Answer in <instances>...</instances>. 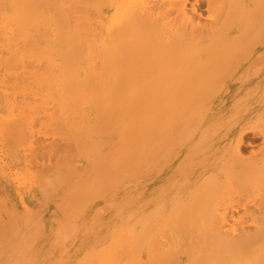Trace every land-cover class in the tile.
I'll return each instance as SVG.
<instances>
[{
	"label": "bare ground",
	"instance_id": "6f19581e",
	"mask_svg": "<svg viewBox=\"0 0 264 264\" xmlns=\"http://www.w3.org/2000/svg\"><path fill=\"white\" fill-rule=\"evenodd\" d=\"M0 1H1L0 4L5 6V7L0 6L1 8L0 9V40L2 41V43L0 41L1 44L0 62L2 63L3 62L2 60H4L3 68L4 71L5 70L7 71L6 74L10 73L8 75H11L13 70L17 67L18 64L24 66L25 71L26 68L28 70L29 65L33 63L32 61L29 62L30 60H33L34 63L35 61H38L36 63L38 65L40 60L41 62L44 60V65H46L44 66L45 67L44 70L42 69L43 67L40 68L41 64L39 65V67L37 65L36 66L32 65V67L33 66L35 67V68L33 67V69L40 68L38 70L36 69L34 73L32 67H29L32 69V73L31 72L27 73L28 71L24 72L22 70V66L18 65L17 69L22 70V71L19 70L20 73L17 76V79L19 78V80H21L19 82L20 85L19 83H16L17 80L16 81L14 80L15 82L12 83L14 85H12L11 87L14 88L17 85L16 89H18V86L19 88L20 87L22 88L21 90L18 89V92L15 91L16 90L15 88L14 90H12L14 93L17 92V94L19 95L18 97L22 98L21 99L22 101L19 102L20 98L16 97L14 94L12 95L15 96L16 99L18 98L17 102H19L18 104L20 108H22V111L21 113L18 112L19 106H18V110L15 109L16 108L15 101L11 102V100L13 99H11L10 102H8L9 100L8 101L6 100L8 103H12V104L14 103L12 105L14 106L13 110L15 109L14 111L18 113L14 112L15 114L14 115L12 111L13 116L11 117L10 111L12 110V108H10L11 110H9V114H6L7 120L5 122L1 121L2 124L0 129L2 130V132L0 133L3 134V136H5L3 138L2 136H0L2 139L8 141L10 140L11 142L9 141V143H11V145L17 144V146L20 148L19 143H16L15 142L16 139H14L17 138V135L14 136V134L17 133L19 138L23 128H26L23 129L25 130L24 132L26 135L28 134L26 133L28 131L29 134L30 133L32 134L34 130L37 131L39 127V126L37 127V125H33V127L36 126L37 129L34 127L33 131L32 129L29 130L31 128L32 123L27 121L28 119L26 117L30 115L28 114L29 111L26 110L27 108H30V110L32 109L31 111L34 110L33 113L34 114L37 113L36 114L38 115L37 117H39V114L43 113L42 116L44 117L41 118L43 120H40L39 124L40 125L43 124L44 128L46 127L45 126L46 124L49 127L53 125L54 127H57L59 120L61 121L64 114H67L66 117L64 118L65 119L70 118L72 120L66 119V122L64 123L63 126L62 122L65 121L63 118V121H61L62 125L60 126L63 127L62 132L64 131V127L66 129L69 128V131H71L70 125H72V123H75L77 125V123L81 121V119L77 118V116L81 115V113L83 114V110L85 109L88 110L87 108L88 105H92L90 99L88 98L89 96H93L90 93H93V91H95V94L93 93L94 96H96V93L99 94L100 96L110 95L108 99L107 96H105L104 104L103 102L101 103L102 100L101 101L97 100V98L93 96L94 100L96 99L95 101L97 102L100 101L101 103V104L96 103L97 107L99 105L101 106V108H96L94 103L93 106L95 107L93 108L95 109V111L96 110L99 111V109H101L99 111L101 113L99 112L98 113L100 115L104 114L100 116L98 115L97 112H95L96 113L95 115H98V117L100 116L101 118L103 117L104 119V117L110 114L108 117L109 121L107 126L111 125V123L114 124L115 122L117 125L114 124L115 125L114 130H116V128L120 127L119 125L121 121H122L121 123L124 124L123 120L125 118L123 119L122 116L125 117L126 115H128L127 110L129 111L130 109V112H132L134 111L133 110L134 108H136L138 111L137 113H136V109L134 111V115H136L137 119L136 117L134 118L133 115H130L131 113H129L130 116L128 115V117L131 119L132 118L131 116H133V119H135L137 124L134 123L135 121L133 122L132 120H130L131 122L130 121L128 122L129 119L128 120L125 119L126 120V121L124 120L125 122L130 123L128 125L127 123L125 124L127 128L128 127L130 128L131 127L130 125L133 122L132 126H134V124L136 126H134V128H131L132 131L133 129L134 131L135 130L138 131V129L140 128L138 127V124L140 122L138 123L137 121L141 117L144 119L143 116H145L146 118L145 121L148 122V120L149 121L151 120L150 125H152L151 127L148 125L150 129L148 126H146L148 127V130L151 131V135H149L151 141L150 151L148 150V153L150 152L151 154L150 159L152 160V163L150 162L151 160L148 159L150 162L148 164H152L153 167L150 173L151 175L150 186L152 187V190H150L151 192L149 195L148 194L146 195L145 191L142 188L137 189L136 190L137 195L135 200V205H137V204H141V202H143L144 199H147L149 202V207H152V210L149 215V218L147 217V215L144 216L143 214L136 215L135 213L134 215L132 214V216L128 217L131 219L133 223H136V228H134L135 235L133 240L137 239V245L135 247L133 246V244H135L136 241L135 243L131 242L132 240L130 241L133 244L132 245L129 244V245H131L132 248L134 249L133 250L131 248L132 254L130 252L129 254L127 252L126 254H123L126 256L128 255L131 256L130 257L131 259H128V261L132 260L133 262L131 261L129 263L136 264L135 260H136L137 252L134 254L133 251L135 252L137 250L136 248L139 249L141 247V244L143 242V241L141 242V239H143V237H145L146 235L149 236L146 233L147 229L155 224L168 222L169 224L168 223L167 224L169 225V227H171L172 225V231L175 232V237L177 238L178 242H176L174 238L173 239L175 240L173 241L174 244L172 245L169 244L168 246H165L164 245L165 241L163 242V240H160L163 242L162 250L160 251L157 246L158 245L157 243L159 241L157 242L155 240V238L157 239V237H154L155 236L154 235L151 239L149 238L150 240L148 241H150V243L147 244H151L149 246L153 245L152 246L153 248L147 249V255H148L147 257L149 258V261L147 260L146 262H149L148 264H264V70H263L264 42L260 44V42L264 40V0H87V1L85 0V2H82L84 0H79V5L77 3L78 0L77 1L63 0L65 2H62V0H4V1L0 0ZM80 2H82V4ZM76 4L78 6H82L81 8L85 6V8H83L84 10L82 9L81 12L78 9L80 13L76 11L77 10L75 9L77 6ZM46 7L49 9H47ZM42 8L43 9L46 8V9L43 10ZM74 9L76 11V14L78 13L79 15H75ZM44 11L47 13H45ZM249 58H251L252 60H250V62L247 63L246 65H244L243 63L245 62V60H248ZM24 60L26 61V63H24L25 62ZM13 64H15L16 66ZM24 64L26 65L29 64V65H27L28 66L27 67ZM11 65L15 66V68L11 67ZM41 66H43V64ZM39 70H43V71H39ZM19 71L13 73H18ZM8 75H6V77ZM13 77H16L15 74ZM104 78L106 80L104 81L105 83L102 84L104 85L105 88L99 86L101 85V79ZM97 80L98 83L100 81L99 85H96ZM90 82L91 85L89 84ZM7 83L11 85L10 82ZM29 83L30 84L34 83L35 85L31 84L30 86ZM88 84L90 85L89 87L92 86L93 87L87 88ZM1 85L4 87L2 83ZM32 85L36 87H32ZM6 86L7 85H5L4 88L7 89ZM28 87L29 88L31 87L30 90L28 89ZM32 88H34L33 93L30 92L33 90ZM9 90L10 91L8 90L7 91L11 93V88H9ZM88 90L90 92L87 93ZM26 92H30L32 96L34 93H36V95L38 94V96L39 95L42 96L39 97L38 101L42 100L43 102L37 105L36 100L38 99V96L36 99L35 94H34L35 97L34 96L32 97L31 94L28 93L29 94L28 96H30L33 99H36V100L32 99L33 101H31L30 98L29 101L32 103L35 102L36 104L30 103L34 106L27 107L30 105L29 102H27L29 104L27 105L26 102L23 101L24 100L23 97L24 95H26ZM3 93L5 94V91ZM19 93L21 94V96ZM83 93L90 94L83 96L84 100L86 99L85 104L87 107H85V104L83 106L85 109L81 107V105H83L82 104L83 97L81 96L84 95ZM2 94L0 93V96L4 97L5 95L3 94L4 96H2ZM64 94L66 95L69 94L70 100H68L69 99L67 98L68 96L67 97L65 96L66 100H68L69 102H67L65 98L64 99L62 98ZM119 94H122L123 97L120 96ZM9 96L12 97L11 95ZM28 96H25V98H29ZM52 96L53 97L56 96L57 99L54 100L55 98H51ZM7 98L9 97H6V99ZM48 99L50 101L49 104L55 105L57 111L59 112L64 111V114L61 115L57 113L56 115L55 113L56 110H54L55 112H53V110L49 111L52 108H50L49 110L46 109L45 107L48 106V103L46 106L44 103L45 101L47 102ZM51 99H53L54 103L51 101ZM3 101L0 100L1 102L0 106L5 105L4 103L6 102ZM109 101L112 103H109ZM106 102L109 106V109L108 106L105 104ZM117 103H119L118 106ZM102 104H103V108H102ZM22 105L25 106L23 107ZM51 105L48 107H52ZM77 105L78 106L80 105L82 110H80L81 108L78 109L79 107ZM104 105L107 107L104 108ZM55 106H53L54 109ZM75 106H76L75 108L76 111L74 109ZM127 106L128 107L133 106V107H131L132 108L131 109L130 107L127 108ZM110 107L112 108L110 109ZM114 107H116V109ZM4 108L7 110L9 109L6 107ZM113 108L114 110H112ZM118 108L124 109V111L126 112H124L123 110H117ZM23 110H26V112L23 113ZM41 110H43V112ZM44 110L48 111L46 116ZM108 110H110V112ZM140 110L141 112L143 110L149 111L148 113L151 112L152 117L151 116L148 117L146 114L141 116L142 113L140 112L141 117L138 119ZM73 111L75 113H80V114H75ZM102 111L105 113H102ZM114 111L120 112L118 114L121 116L123 120H121V118L119 120L118 118L115 121L117 117L116 118L113 117L114 115L112 113H114ZM121 111H123L122 112L123 115ZM49 112L52 113L49 115ZM85 113H86L85 116L81 115V117L85 119L84 121H81L80 124H78V126L80 125L79 130L84 128V127L81 128L82 125L84 126L83 124L84 122L87 123L86 120L88 118L87 116L88 111H86ZM34 114L32 115L33 117L36 116ZM53 114L54 116L56 115L58 117L61 115L62 117L60 118L55 117L53 119L52 118ZM68 114L70 116L72 114L73 115L70 117ZM8 115H10L11 118ZM47 117H49L48 119H51V121L50 120L48 121V119L44 120ZM75 119L76 120L78 119L77 123ZM53 121L55 122L57 121V123L54 122L55 124H53ZM36 122L33 124H38L39 121L37 123ZM147 122H145L144 124H146ZM27 123L29 124L31 123V125L28 124L30 126L29 128H27L28 127ZM50 123H52V125ZM68 123L71 124L69 125ZM75 124H73L74 127L73 125L71 127H73L74 130L75 129L77 130L78 128H76ZM96 124L100 125L99 123ZM144 124L142 121V123L139 124V126L142 125L141 127H143ZM91 125H93L92 127L94 131L91 130V127L89 126L88 123V127L90 128L87 129L85 127L84 133L86 132L85 129H87L88 131L91 130L94 133L96 130H98L96 131V133L99 132L98 134L96 133L92 134V132L91 134L94 136L103 135L102 132L104 133L105 131L104 129L106 125H104L105 127H103L104 131L102 129L101 131H99V129L102 128L103 124L100 125L99 127H97L93 123ZM122 126L120 127L121 129L124 128ZM146 127H144V130ZM47 128L48 127L45 128V131ZM120 128H118V131L120 130ZM141 129H139V133H141L140 132ZM47 130H51V129H47ZM52 130L56 132L55 129H53V127ZM76 130L74 132L72 131L73 134H71L72 132L68 134V137L66 138L68 141L71 140V142L77 143L75 139V137L77 136V135L75 136V134H77L75 133ZM144 130L142 131V133L147 132L146 130L145 131ZM170 130H172L171 134L169 133ZM130 131L131 130H129L128 133ZM132 131L130 132L132 136H133L132 133H137L136 131L135 132ZM62 132L60 134L59 132L55 134L62 135ZM44 133L45 132H43L42 134ZM49 133L47 132L46 134ZM52 133L53 131L49 135L51 136ZM124 133L128 135L127 132ZM139 133H137V135L134 136L136 138L133 137L134 140L133 144L134 143L137 144V141L135 139H137L138 142L140 141V139L142 141L144 133L140 134L142 135V137L138 135ZM246 133L250 134L252 138L253 136L259 138L257 139V142L259 140L260 145L256 146L257 149L252 147V150L254 149V151L246 150L248 145V142H245L247 135ZM36 134L41 135V132H37ZM63 134L66 135L67 133L65 134L64 132ZM114 134L116 136V134L118 133H114ZM30 135L24 137L22 132L23 137L22 136L20 137L21 141H23V139H25L26 137H27L26 140L28 141L30 139L28 137L32 136ZM78 135L82 137L84 134L81 135V131H80ZM86 135L87 132L84 135L86 139H83L84 137H82L81 139L80 136L76 138L77 139L79 138L78 141L81 140L86 141V142L83 141L84 144L87 143L86 146L85 145L82 146L85 147L84 149L86 151L85 150L84 151L85 152L88 151L92 153L94 152L96 154V160H97L98 159L97 155H99L97 154V151L98 149L100 150L99 148L101 147L100 144L105 143L101 141L104 138L103 139L95 138L89 141V139L87 140V138L90 136V133H88L87 135L88 137H86ZM123 135L122 137H124ZM129 135L128 138L132 137ZM7 136L9 137V139ZM53 136L54 135L52 134V137ZM56 136L53 137V140L57 138ZM106 137H108L107 134ZM110 137L112 138L113 136ZM73 138L75 139L74 141L76 142L73 141ZM247 138L250 137L247 136ZM33 139L35 140V138ZM62 139L65 140V137L61 138V140ZM127 139L126 137H124V140L127 141ZM130 139L132 141V138ZM250 140H252L251 143H253V139ZM27 141L24 142V144L29 142L31 143V141L29 142ZM68 141L66 142L68 143ZM117 141L120 142V143L118 142L117 144L118 146L113 143L111 147H113V145L114 146L116 145V148L117 147L119 148L120 146L122 147L125 146L123 145L125 144V141L124 143H122L123 142L122 139H118ZM141 141L140 144H143L141 143ZM81 142L80 144H82ZM88 142L89 143L91 142L90 144L93 147L90 144H88ZM93 142L95 143V145ZM61 143L64 142L62 141ZM70 143L67 144L69 147L64 146L65 144H63V146L66 147V149L62 150V148L60 147L62 150V154L61 151H59L61 155H63V152L65 150V153L68 156H70L69 154L71 152L69 153V151H70V146L72 145V144L70 145ZM173 143H175V147H172L171 149V147L169 146L171 144L173 145ZM251 143H249L250 146H252ZM77 144H78L77 145L78 148L80 149V152L78 151V153L81 154L83 148L79 147L81 146L79 142ZM119 144L121 145L119 146ZM255 144L253 146H255ZM17 146L13 145L12 147L16 149ZM25 146H27L28 148V145ZM25 146L23 145V147L21 148L22 151L20 152V154L23 152L22 159L23 156H25L24 153L25 152L24 148H26ZM53 146L54 148L56 147L55 150L54 148H52ZM53 146L51 145L49 149H47L45 146V148L49 151L48 152L47 150H45L47 151L46 153H48V155L50 154L52 156L55 155V151L57 153L58 145H53ZM72 146H76V144H73ZM116 148L114 149L115 151ZM118 148L116 152H118V150L121 149ZM124 148L127 149V146ZM143 148L144 149L140 150L141 152L142 150H144L143 152H145V147L143 146ZM50 149H52L51 152ZM108 149L110 150L112 148H108ZM67 150L69 151L67 152ZM77 150L75 149V152H77ZM134 150H138L137 145H136V149ZM6 151L8 152V150ZM6 151L2 154H5ZM85 152H84V156H86ZM143 152L141 155L140 152L138 153L140 156L143 157L144 154ZM94 153L93 155H95ZM98 153L103 154L100 155V157L103 156L104 158L105 156L104 153H101V151L100 152L98 151ZM105 153H107V151ZM131 153H133V151H131ZM2 154L0 155L2 156ZM31 154H32L31 156L30 155L28 156L33 157L35 159L34 156H37V152ZM134 154L135 153H133V155L131 156L136 157V155ZM74 155L76 154L74 153ZM74 155L72 154L71 157L72 156L76 157ZM93 155L92 158H94ZM7 156L9 157L8 153L7 155L5 154V157ZM68 156H66V160ZM90 156L89 159H87V162L92 159ZM59 157L60 156L58 155L57 157L58 159L55 160H59ZM113 158L114 157L112 156L111 159ZM121 158L123 159V156H121ZM38 160L41 159L39 158ZM71 160L74 159L72 158ZM105 160H107V157ZM123 160H127V159H123ZM48 161L50 160L48 159ZM59 161L62 162L63 160H59ZM120 161L119 163L122 164L123 162ZM61 162L60 165H62V167L61 166L60 167L63 168V164H66V162L65 163L64 162L61 163ZM71 162L72 161H70V163ZM95 162L96 161H94L93 163ZM22 163H19V165L21 166ZM55 163L56 161L54 162L53 165H55ZM99 163L101 164V162H98V164ZM44 164L42 165L44 166ZM138 164L139 163H137V165ZM106 165L109 164L106 163ZM106 165H104V167H101V169L107 168L108 166ZM126 165L127 167H129L128 163ZM115 167L117 166L115 165ZM124 167L125 166H123L120 169H123ZM27 168L29 169V167ZM92 168H90V170ZM97 169L98 168L96 169L94 168L95 170L94 173L99 172L100 174L102 173L101 174L102 176H104L103 173H105V169L104 171H101V169H99V171H96ZM116 169L114 170L113 168L114 171H116ZM14 170L16 172L15 167ZM87 170L90 171L89 169ZM117 170L119 171V169ZM29 171L32 170H28V173ZM67 171L68 170L66 168V173L68 176ZM97 174L94 176L96 179L94 180L93 178L94 181L98 179V177H96ZM56 175H58V172H56ZM56 175H53L54 179ZM62 176H64L65 178L67 177L65 174H62ZM62 176L59 177V180L60 181L62 180V182L64 183L63 181L64 178ZM71 176L73 175L71 174ZM82 176L83 179L81 177L80 181L82 180L84 181L87 178L86 177L84 179L85 176L84 173ZM27 179L29 180V178ZM45 181H47V179ZM51 181L48 180L47 182L48 183L50 182L51 184ZM94 181L93 184H95ZM81 183H79V185ZM67 185H69V183H67ZM80 186L84 187L83 185ZM38 188L42 190L43 187L41 188L37 187L36 189ZM19 191L20 190H18V192ZM46 191L47 190L42 191V194L40 193L41 196L43 195L46 198L47 194L45 196L43 193ZM49 191H51V189ZM34 192L37 193V191L35 190ZM57 197H55L56 199L54 198L55 200L54 199L51 200L52 202L54 201L55 202L52 204L50 203L52 210L50 209L51 211L49 212L53 211L54 204L57 203L56 202ZM58 199H61V197ZM1 201L4 202L3 199ZM61 201L64 203V196L62 197ZM0 203H1L0 206L1 208L3 204L2 202ZM43 205L45 207V204ZM69 206L70 205H68V207ZM63 207L65 206L63 205ZM105 208L106 206L104 207V209ZM5 212L7 211L5 210L4 213ZM18 214L19 213H16L17 216ZM8 217L10 219V216L7 215V218ZM14 217H12L13 219H10V222L12 221L14 222ZM18 217L23 219V217H21L20 214ZM24 219L20 220L21 223L19 224H22V221H25ZM10 222L8 224L11 225ZM142 223H146V227H144ZM8 224L6 225L10 227V225ZM19 224L16 226H19ZM164 225L165 224H160V226H163V228L166 227V225L165 226ZM5 226H3V228ZM6 228L8 229V230L5 229L7 232L6 235H8V231L10 228L8 227ZM0 229H1L0 231L4 232V229L2 230L1 227ZM160 229L162 230V227ZM169 229L167 228L165 231L163 230L164 234L166 232L169 233L167 231ZM172 231L170 230V234ZM160 232L162 233V231ZM176 233H178V235H176ZM14 234L15 231L11 235ZM117 236H119V232ZM2 237H4V235H2ZM14 237L16 238V236H11V238ZM125 237H127V235H125ZM129 238L132 239V237ZM168 238H164V239L169 240ZM4 240L3 242L5 243ZM125 242L127 243L128 241L126 240ZM4 243H2L1 241V245ZM58 246L59 245H56V247ZM112 248L114 249V245ZM116 248L113 251V253L117 252ZM144 249H145V245H144ZM107 250L105 249V251ZM156 250H158V252ZM117 253H115L116 254L115 257L117 256ZM123 253H125L124 250ZM105 255L107 257V252ZM134 256L135 258H132ZM138 256L139 258H142L141 253H139ZM124 257L122 259H124ZM147 257L145 258L147 259ZM105 258L103 259L105 260ZM9 259L12 261L9 264L12 263L14 264V262L15 264H17L16 260L13 261L11 257H9ZM94 259L96 260V258ZM107 260L106 262H108ZM137 261L141 262L140 260ZM85 262L83 263L80 262L78 264H84ZM91 262L92 261H90L89 264H92L95 261L93 260V262L92 263Z\"/></svg>",
	"mask_w": 264,
	"mask_h": 264
},
{
	"label": "rangeland",
	"instance_id": "374dc122",
	"mask_svg": "<svg viewBox=\"0 0 264 264\" xmlns=\"http://www.w3.org/2000/svg\"><path fill=\"white\" fill-rule=\"evenodd\" d=\"M4 1V0H3ZM2 1V2H3ZM66 1V0H65ZM65 1H63L62 0V2H65ZM77 1V0H76ZM87 1V0H86ZM1 2V1H0ZM61 2V3H62ZM82 2H85V0L84 1H82ZM82 2H80L81 4H82ZM78 5H79V0H78ZM3 4V3H2ZM6 4V3H5ZM80 4V5H81ZM84 4V3H83ZM7 5V4H6ZM77 5V4H76ZM75 5V6H76ZM77 5V6H78ZM0 6H2V7H5L4 5H1L0 4ZM76 6V8L75 9H77L76 11H78V9H79V11H81L82 12V9L83 8H85V6L83 7V8H81L82 6H78V7H80V8H78ZM47 8V7H46ZM46 8H42L43 10H45ZM1 9V8H0ZM3 9H6V8H3ZM47 9H49V8H47ZM75 9H74V11H75ZM84 10V9H83ZM76 11H75V15H79L78 13L76 14ZM78 11V12H79ZM45 12V11H44ZM45 13H47V12H45ZM80 13V12H79ZM1 41V40H0ZM264 42V40L262 41V42H260V44L261 43H263ZM1 43H2V41H1ZM1 45V44H0ZM263 46V45H262ZM263 50H264V48H263ZM250 60H252L251 58H249L248 60H245V62L243 63L244 65H246L247 63H249L250 62ZM264 60V59H263ZM3 62H4V60H2ZM25 61V60H24ZM27 61H29V60H27ZM33 62V63H31L30 65L29 64H27V65H29V67H32V65H34V66H38L39 67V65L41 64H43V66H41L40 65V68L41 67H43L42 69L44 70V66H46V65H44V60L41 62V60L39 61V65L38 64H36L38 61H35V63H34V61L33 60H30L29 62ZM3 62L0 64V68L2 69H0V71L2 72H0V75L1 74H3V75H1L0 76V85H1V83L4 85V87H5V85H7L6 87H7V89L6 88H4L2 85L0 86V93L2 94L4 91H5V96L2 94V96H4V97H1V98H4V99H1L0 98V100L1 101H5L6 103H4L5 105H3L4 107H6V108H9L8 110L7 109H5L2 105L0 106V127H1V124H2V122L1 121H3V122H5L6 120H7V115L6 114H9V110H11L10 108H12V110L10 111V114H11V117L13 116V114H14V110L16 109V110H18V106H19V102L20 101H22L21 99V97H18L19 95L17 94V92H18V89H22L21 87L19 88V86H18V89H16V86L14 87L16 90L15 91H17V92H13L12 90H14V88L13 87H11L12 85H14V84H12V83H14L16 80L18 81H16V83H19L21 80H19V78L17 79V76L19 75V73H20V71H24V72H27V73H32V69H33V67H32V69L31 68H29L26 64H24V65H26L27 67H28V70H27V68H26V71H25V68H24V66H22L21 64V66H22V70L21 69H17L18 68V65H17V67L15 68V64H13V65H15V66H13V65H11V67H14L15 69H17V70H15L14 68V70H13V72H17V71H19L18 73H13L12 72V74H13V76H14V74H15V76L16 77H13L12 76V74L11 75H8V74H10V73H8V74H6L7 73V71L5 72L4 71V68H3ZM29 62H27V63H29ZM41 62V63H40ZM14 63H16V62H14ZM24 63H26V61L24 62ZM1 65H2V67H1ZM5 65V64H4ZM19 65V66H20ZM264 65V64H263ZM19 68H21V67H19ZM35 68V67H34ZM40 68H38V69H40ZM6 69V68H5ZM31 69V70H30ZM37 69V68H36ZM36 69H33V73L35 72V70ZM37 69V70H38ZM43 70H39V71H43ZM264 70V69H263ZM39 71H36V72H39ZM8 75L7 77H6V75ZM17 74V75H16ZM30 75H32V74H30ZM5 78H3V77ZM12 77V78H11ZM3 78V79H2ZM8 80H7V79ZM11 78V79H10ZM10 79V80H9ZM3 80H5V81H3ZM12 80V81H11ZM15 80V81H14ZM32 80V79H31ZM106 79L104 78V79H101V85H99V83H100V81H99V83H98V80H97V84L96 85H99V86H102L103 88H105L104 87V81H105ZM3 81V82H2ZM10 82L11 83V85H9L7 82ZM31 82V81H30ZM4 83H7V84H4ZM15 83V84H16ZM103 83V84H102ZM30 84V83H29ZM31 84H34V83H31ZM31 84H30V86H31ZM90 85H91V82L89 83ZM87 85V88L90 86V85ZM19 85H20V83H19ZM23 85V84H22ZM21 85V86H22ZM35 85V84H34ZM93 85V84H92ZM10 86V87H9ZM41 86V85H40ZM40 86H38V87H40ZM94 86H95V84H94ZM32 87H36V86H33L32 85ZM93 87V86H92ZM92 87H89V88H92ZM3 88V89H2ZM9 88H11V93L10 92H8V91H10L9 90ZM13 88V89H12ZM31 88V87H30ZM30 88L28 87V89L30 90ZM4 90V91H2V90ZM33 89V90H32ZM31 90L32 91H30V92H32L33 93V91H34V88H32ZM36 89V88H35ZM8 90V91H7ZM19 90V91H20ZM28 90V91H29ZM90 90V89H89ZM87 91V93L88 92H90V91ZM91 90H93V89H91ZM27 91V90H26ZM21 92V91H20ZM30 92H26V95H24V102H26V104L27 105H29L30 103H32V102H30L29 101V99L31 98L30 96H28L29 94L28 93H30ZM99 92V91H98ZM93 93L95 94V91H93ZM93 93H90L91 95H93L94 96V94ZM109 93V92H108ZM107 93V94H108ZM15 95L16 97H18V98H20V100H19V102H17V100H18V98L16 99V97L15 96H12V95ZM20 94V93H19ZM25 94V93H24ZM31 94V93H30ZM34 94H35V96H34ZM33 94V96L37 99V96H38V94L36 95V93H34ZM84 95H81L82 97L83 96H86V95H90V94H85V93H83ZM6 95H8V96H6ZM9 95H11L12 97H10ZM98 95L99 94H97L96 93V96H94V97H96L97 98V100H102L101 101V103L103 102V104H104V98H105V96H107V95H105V96H100L99 95V97H98ZM113 95V94H112ZM120 96H122V94H119ZM128 95H129V93H128ZM20 96H21V94H20ZM25 96H28L29 98H25ZM31 96H32V94H31ZM32 96V97H33ZM67 98H69V94H64L63 96H62V98L64 99L65 98V100H66V97ZM80 96V97H81ZM93 96H89L88 98L90 99V102L92 103V105H88V107L86 106V99L84 100V97H83V105H81V107L83 108V109H85L83 106H84V104H85V107H87L88 108V110H83V114L81 113V115H86V111H88V113H87V116H88V118H87V123L86 122H84L83 124H84V126L82 125V127L81 128H90L91 127V130H93V125H91L92 123L93 124H95L97 127H99L100 125H102L103 124V126H102V128H98L99 129V131H101V129L103 130V127H105L104 125H106V127H105V131H104V133L102 132V134L104 135H99V136H94V135H92L94 132H92L91 130H87V129H85V131L87 132V135H88V133H90V136L88 137L87 135H86V137H88L87 138V140L89 139V141L91 140V139H95V138H99V139H103V140H101V141H103V142H105V143H101L100 145H101V147H99L98 145V147L100 148V150L98 149V151L100 152L101 151V153H104L105 154V156L107 157V160H105L106 159V157L104 156V158H103V156L102 157H100V155H103V154H100V153H98V151H97V154H99V155H97L98 157V159L96 160V154L95 155H93V153L92 152H85L86 150L84 149L85 147H82V146H86V144H84V142H86V141H84V140H81V141H78L79 140V138L77 139L76 137H79L80 135H78L79 133H80V131H81V135L82 134H84L85 135V133H84V128L83 129H80L79 130V127H80V125L78 126V124H80L81 123V121H84V119L81 117V115H79V116H77V118H79V119H81V121L79 122V123H77V120H76V123H77V125L75 124V123H72V125L73 124H75V126H76V128H78L77 130H76V132L75 133H77V134H75V139H76V141H77V143L79 142V144H80V142L83 144H80L81 146H79V147H82L83 149V151L85 152V155L86 156H84V152L82 151V153L81 154H79L78 153V151L80 152V149L78 148V144L77 143H73V142H71V140H67L66 138L68 137V134L70 133V132H72L73 130H74V125H73V127H71L72 125H70L69 123V125H70V128H71V131H69V128L68 129H66L65 127H64V131L62 132V128L63 127H61L60 125H62V123H63V126H64V123L66 122V119H70V118H64V117H66V115L67 114H64V111L62 112V111H60V112H62V113H60L59 111H57V109H56V106L55 105H51V104H49V99H48V101L46 102L45 101V106L47 105V103H48V106H52V107H45L46 109H50V108H52V109H50L49 111H51V110H53V112H55L54 110H56V115H57V113L58 114H61V115H63L64 114V116H63V118H64V122H62L61 123V121H63V118L61 119V121L59 120V122H58V126L57 127H59V128H57V127H54V125L53 126H47V124L45 125L46 127H48L47 129H51L52 130V127H53V129H55V131L56 132H54V130H52L53 131V135L54 136H56L57 138H55L54 140H53V137H52V134H51V136L49 135L52 131L51 130H47L46 129V131L49 133V134H46L47 132L45 131V128L43 127V124H39L40 123V120H43V119H41V118H43L44 116H42V114L43 113H41V114H39L41 111L43 112V110H41L38 114H39V117H37L38 115H36V114H34L33 112H34V110L33 111H31L30 110V108H27L26 110H28L29 111V113L28 114H30L29 116L28 115H26V116H28V117H26L27 119V121H29V122H31L32 123V125H31V123L29 124V123H27V128H29L30 126L29 125H31V128L29 129V130H31L32 129V131L34 130L33 128L35 127L36 128V126H34L33 127V125H37V127L39 126H41L40 128L38 127V129H37V131L36 130H34L33 132H32V136L29 134V131L28 132H26V133H28L27 135H30L31 137H28V138H30L28 141L26 140V138L25 139H23V141H21V136H22V132H23V136H24V134H25V130H23V129H26V128H23L22 129V131H21V133H20V136H19V138H18V134L16 133V134H14V136L15 135H17V138H14V139H18L17 141L15 140V142L16 143H19V145H20V148L17 146V144H12L11 145V143H9V141L8 140H5V139H2L3 137H5V136H3V134H1L0 133V136H2V138L0 137V142L1 141H3V142H1V150H0V154H2V153H4L6 150H8V152L6 151V155H7V153L9 154V157L7 156V157H5V154H2V156L0 155V172H1V170H2V172L0 173V176L1 175H4V176H1L0 177V188H1V191H0V197H1V199H0V202H2V207L0 208V212H2V213H0V227L2 228V230L4 229V232H2V231H0V233H1V236H0V240L2 241V243H4L3 242V240L5 241V243L4 244H2L1 245V241H0V264H9V263H11L12 261L9 259V257H11V259L14 261V260H16V263L17 264H78V263H83V262H85L86 264H89L90 263V261H92L93 262V260L95 261V262H91L92 264H125V262H126V264H128L129 262H131V261H128V259H131L130 257L131 256H129L128 254H129V252L131 253L132 252V244L133 243H135V241H136V243L135 244H133V246L135 247L136 245H137V239H135V240H133V238H134V228H136V223H133L132 221H131V219L130 218H128L129 216H132V214L134 215V213L137 215H139V214H143V216L144 215H147V217L149 218V215H150V213H151V210H152V207H149V202H148V200L147 199H144V201L143 202H141V204H137V205H135V200H136V193H137V189H143L144 191H145V194L147 195H149L150 194V190H152V187L150 186V179H151V175H150V173H151V171H152V164H148V163H152V160L150 159L151 158V154H150V152L148 153V150L150 151V143H151V141H150V136L149 135H151V131L150 130H148V127L150 126H152V125H150L151 124V120L149 121L148 120V122L147 121H145V116H143V115H147L148 117L149 116H151L152 117V114H151V112L150 113H148L149 111H145V110H143L142 112H141V110L139 111V117H138V119L141 117V116H143L144 117V119L141 117L137 122L139 123V124H141L142 123V121H143V124L145 123V122H147L146 124H144L143 125V127H141L142 125H140L139 126V124H138V127H140L139 129H141L140 130V132L141 133H139V129H138V131H136L137 133H139L138 135H140V134H143L144 133V136H143V138H142V141H141V139H140V137H139V139H140V141H141V143H143V144H140V141L138 142V140L137 139H135L136 141H137V144L136 143H134L133 144V142H134V140H133V137L134 136H136L137 135V133H132L133 134V136L131 135V131H132V129L131 128H134V126H136L135 124H134V126H132L133 125V122L135 121V119H133V116H134V118L136 117V115H134V111H135V109L136 108H134L133 110L134 111H132V112H130V109H129V111L127 110V112H128V115H129V113H131L130 115H133V116H131L132 118L130 119L129 117H128V115H126L125 117L124 116H122L123 117V119L125 118V119H129L128 120V122L130 121V120H132L133 122H132V124L130 125L131 127L129 128H127L126 127V123H127V125L128 124H130V123H128V122H125L122 118H121V116L118 114V113H120V112H116V111H114V113H112L114 116V118H116L115 119V121L119 118V120H120V118H121V120H123V122H124V124L123 123H121L120 122V125H119V123H118V125L121 127L122 125H124V126H122V127H124L123 129H121L120 127H118V128H120V130L118 131V128H116V130H114L115 129V125H117L115 122H114V124L113 123H111V125H109V126H107L108 125V121H109V119H108V117H109V115L110 114H108V116H106V117H104V119H103V117L101 118L100 116L101 115H104V114H99V113H101V112H99L101 109H99V111H95V109L93 108V107H95L96 106V108H101V106H99L98 105V107H97V105H96V103L97 104H101L100 103V101H95L94 100V98H93ZM110 96V95H109ZM109 96H107V99H108V97ZM115 96H117V95H115ZM6 97H9V98H7L6 99ZM13 97H15V98H13ZM39 97H42V96H38V99L36 100V99H33V98H31L30 100L31 101H33V100H36L37 102V105L38 104H41V102H43L42 100H40V101H38L39 100ZM81 97V98H82ZM101 97V98H100ZM102 97H103V99H102ZM123 97V96H122ZM51 98H55L54 100H56L57 98H56V96L55 97H51ZM86 98V97H85ZM98 98H100V99H98ZM118 98V97H117ZM121 98V97H120ZM129 98V97H128ZM127 98V99H128ZM11 99H13V100H11ZM15 99V100H14ZM26 99V100H25ZM33 99V100H32ZM40 99H43V98H40ZM114 99H115V97H114ZM122 99V98H121ZM131 99V98H130ZM8 102H10V100H11V102L13 101H15V109L13 110V107L14 106H12L13 104L12 103H8ZM68 100H70V98L68 99ZM68 100H66L67 102H69ZM92 100V101H91ZM94 100V101H93ZM126 100V99H125ZM129 100V99H128ZM3 101V102H4ZM51 101L53 102V99H51ZM85 101V102H84ZM111 101V100H110ZM109 101V103H112V102H110ZM3 102H2V104H3ZM27 102H29V104L27 103ZM114 102V101H113ZM129 102V101H128ZM1 103V102H0ZM35 102L34 103H32V104H36ZM54 103V102H53ZM93 103H94V105L95 106H93ZM120 103H121V101H120ZM122 103H123V101H122ZM6 104H7V106H6ZM25 104V105H26ZM32 104H30L29 106H27V107H32V106H34V105H32ZM103 104H102V108H103ZM107 106H108V104H107V102L105 103ZM118 104L119 103H117V106H118ZM9 105V106H8ZM10 105H11V107H10ZM25 105H22L23 107L25 106ZM116 105V104H115ZM125 105H127V104H125ZM128 105H130V104H128ZM21 106V107H22ZM53 106H55V109H54V107ZM78 106V105H77ZM107 106H105L104 105V108L105 107H107ZM116 106V107H117ZM122 106V105H121ZM79 108L78 109H80L81 107H80V105L78 106ZM91 107V108H90ZM116 107H114L115 109H116ZM125 107V106H124ZM130 107V106H129ZM128 106H127V108H129ZM131 107H133V106H131ZM130 107V108H131ZM76 108V106L74 107V109ZM82 108L80 109V110H82ZM94 109V111H93V109ZM112 107H110V109H111ZM114 108L112 109V110H114ZM120 108H122V107H120ZM120 108H118L117 110H123L124 111V109H120ZM21 109V110H20ZM24 109V108H23ZM74 109H72V110H74ZM108 109H109V106H108ZM132 109V108H131ZM7 110V111H6ZM20 110V111H19ZM19 110H18V112L19 113H21V111H22V108H20V106H19ZM26 110H23V113H25L26 112ZM103 110V109H102ZM107 110V109H106ZM112 110H111V112H112ZM12 111H13V114H12ZM30 111H31V113H30ZM70 111H71V109H70ZM75 111H76V109H75ZM85 111V112H84ZM109 112H110V110H108ZM123 111H121V113L123 112ZM8 112V113H7ZM18 112H15V113H18ZM44 112H45V116L47 115V112L48 111H45L44 110ZM69 112V111H68ZM74 112V111H73ZM95 112H99L98 113V115H100L99 117H100V119H99V117H98V115H95L96 113ZM124 112H126V111H124ZM138 111H137V109H136V113H137ZM140 112L142 113L141 114V116H140ZM144 112H146V113H144ZM23 113H22V116H23ZM34 115H36L35 117H33L32 115L33 114ZM52 112H49V115L51 114ZM54 113V114H55ZM66 113V112H65ZM70 113H72V112H70ZM69 113V114H70ZM75 113V112H74ZM102 113H105V112H103L102 111ZM133 113V114H132ZM135 113V114H136ZM32 114V115H31ZM54 114H53V119L55 118V117H57L56 115L54 116ZM68 114V115H69ZM75 114H80V113H75ZM111 114V115H112ZM151 114V115H150ZM15 115V114H14ZM42 117H41V116ZM58 116L57 118H60V117H62V116ZM73 115V114H72ZM71 115V116H72ZM122 115H123V113H122ZM129 115V116H130ZM9 117H10V115H8ZM32 116V117H31ZM70 116V115H69ZM70 116V117H71ZM97 116V117H96ZM10 117V118H11ZM50 117V116H49ZM49 117H47V118H45L44 120H46V119H48ZM111 117V116H110ZM128 117V118H127ZM151 117H150V119H151ZM56 118V119H57ZM107 118V119H106ZM113 118V119H114ZM9 119V118H8ZM102 119V120H101ZM136 119H137V117H136ZM149 119V118H148ZM51 121V119H48V121ZM57 120V121H58ZM70 120H72V119H70ZM74 120V119H73ZM118 120V121H119ZM38 122V124H33V123H35V122ZM47 121V122H48ZM57 121L55 122V121H53V124H55V123H57ZM96 122V123H99L100 125H97L96 123H94V122ZM36 122V123H37ZM42 122V121H41ZM55 122V123H54ZM73 122V121H72ZM111 122V121H110ZM109 122V123H110ZM131 122V121H130ZM44 123H45V121H44ZM49 123V122H48ZM60 123V124H59ZM88 123H89V126L90 127H88ZM105 123V124H104ZM134 123H136V121L134 122ZM29 124V125H28ZM51 125H52V123H50ZM137 124V123H136ZM65 125H67V124H65ZM114 125V126H113ZM149 125V126H148ZM146 126H148V127H146ZM23 127V126H22ZM26 127V126H25ZM95 127V126H94ZM96 127V128H97ZM138 127H136V128H138ZM144 127H146L145 128V130L147 131V132H143L142 133V131L144 130ZM150 127H149V129H150ZM168 127H169V125H168ZM44 130H42V129ZM72 128H73V130H72ZM107 128V129H106ZM127 128V129H126ZM135 128V129H136ZM39 129H40V131H39ZM59 131H58V130ZM95 129V128H94ZM131 130L129 133H130V135H129V133H128V131L129 130ZM169 129V128H168ZM172 129V128H171ZM28 130V129H27ZM42 130V131H41ZM68 130V131H67ZM74 130V131H75ZM96 130V129H95ZM122 130V131H121ZM125 130H128V131H125ZM144 130V131H145ZM36 131V132H35ZM73 131V132H74ZM94 131V130H93ZM96 131H98V130H96ZM96 131H95V133H96ZM112 133H110V132ZM127 132L128 133V135L129 136H132V137H129L128 138V135L127 134H125L124 132ZM133 131H134V129H133ZM132 131V132H133ZM134 131V132H135ZM149 131V132H148ZM0 132H2V130L0 129ZM31 132V131H30ZM37 132H41V135H37L36 133ZM43 132H45L44 134H42ZM59 132V134L62 132V135H58V134H55V133H58ZM65 132V134L67 135H64L63 133ZM73 132L71 133V134H73ZM91 132H92V134H91ZM108 132V133H107ZM122 132V133H121ZM94 133V134H95ZM99 133V132H98ZM98 133H96V134H98ZM109 133H110V136H113L112 138L109 136ZM114 133H118V134H116V136H115V134ZM147 133H149V134H147ZM169 133L171 134L172 133V130H170L169 131ZM46 134V135H45ZM106 134H107V136L108 137H106ZM114 134V135H113ZM124 134V135H123ZM135 134V135H134ZM169 134V135H170ZM247 134V133H246ZM26 134H25V136H27ZM35 135V136H34ZM38 137H37V136ZM45 135V136H44ZM82 136V137H84L83 139H86L85 138V136ZM122 135L124 136V137H126V139H127V141L126 140H124V137H122ZM22 136V137H23ZM24 136V137H25ZM44 136V137H43ZM49 136V137H48ZM59 136V137H58ZM63 136V137H62ZM72 136V135H71ZM70 136V137H71ZM103 136V137H102ZM141 137H142V135H140ZM148 136V137H147ZM184 136V135H183ZM247 136L248 137H250V138H247ZM8 137V136H7ZM12 137V136H11ZM65 137V140L64 139H62L61 140V138H64ZM81 137V136H80ZM82 137H81V139H82ZM110 137V138H109ZM33 138H35V140L33 139ZM37 138H38V140H37ZM45 140H44V139ZM106 138H107V140L109 141H107L106 140ZM130 138H132V141H131V139ZM134 138H136V137H134ZM137 138H138V136H137ZM149 138V139H148ZM2 139V140H1ZM7 139V138H6ZM8 139H9V137H8ZM40 139H41V141H40ZM47 139V140H46ZM74 138H73V141L75 140ZM116 139V140H115ZM118 139H122L123 140V142L122 143H124V141H125V144H123V145H125V146H120L121 144H119V148H124V147H126L127 146V149L126 148H124V149H119L118 147V152H116L117 151V148H116V145L118 144V142L119 141H117ZM247 139H248V141H247ZM250 139H253V143H251V141L252 140H250ZM256 141H255V140ZM257 139H259L258 137H256V136H253V138L251 137V135L250 134H247L246 135V141L245 142H248V145H247V149L246 150H251V151H254V149L252 150V147L253 148H256L257 149V145H260L259 144V140H258V142H257ZM5 140V141H4ZM32 140H33V142H32ZM44 140V141H43ZM59 140V141H58ZM105 140V141H104ZM114 140V141H113ZM144 140V141H143ZM13 141V140H12ZM29 142V141H31V143L29 142V143H26V144H24V142ZM47 141V142H46ZM52 141V142H51ZM64 142V143H61V142ZM66 141H68V143H70V145L72 144H76V146H70V151L69 150H67V152L69 151V153L71 152H74L76 155H74V153H72L74 156H76V157H71V153L69 154L70 156H68L66 153H65V150H64V152H63V155H64V153H65V157L63 156V155H61L62 154V150L63 149H66V147H64V146H68L67 144V142ZM76 141H74V142H76ZM84 141V142H83ZM93 141V140H92ZM91 141V142H92ZM107 141V142H106ZM112 141V142H111ZM11 142V141H10ZM39 142V143H38ZM50 142V143H49ZM57 142V143H56ZM90 142V143H91ZM100 142V141H99ZM120 142H121V140H120ZM119 142V143H120ZM257 142V143H256ZM3 143V144H2ZM6 143V144H5ZM14 143V142H13ZM34 143V144H33ZM43 143V144H42ZM47 143V144H46ZM52 143H54V144H52ZM67 143V144H66ZM89 142H88V144H90ZM94 143V142H93ZM116 144L115 146L113 145V147H111L112 146V144ZM128 143V144H127ZM133 145H132V144ZM249 143H251V145L252 146H250V144ZM256 143V144H255ZM30 144V145H29ZM49 144V145H48ZM63 144H65L64 146H63ZM140 144V145H139ZM255 144V146H253ZM17 146V148H18V151H17V148L16 149H14L12 146ZM23 145L25 146V145H28V148H27V146H25L26 148H24L25 149V156H27L28 158L32 155L31 153H36L37 152V156H34V154H33V156L35 157V159L33 158V157H30L29 159L27 158V157H25V156H23V159H22V155H23V152L20 154V152L22 151V147H23ZM53 146V145H58L57 147H58V150H57V153H56V151H55V155H48V153H46L48 150L47 149H49V147L50 146ZM62 145V146H61ZM91 145V144H90ZM90 145H88V146H90ZM94 145H95V143H94ZM136 145H137V149L138 150H134V149H136ZM172 145V144H171ZM169 146V147H171V149H172V147H175V143H173V145L172 146ZM31 146V147H30ZM34 146V147H33ZM40 146V147H39ZM45 146H46V148H45ZM92 146V145H91ZM108 146V147H107ZM118 146V145H117ZM140 146H141V148H140ZM143 146L145 147V152H143L144 150H142V152L144 153L143 154V157L142 156H140L141 154H142V152L140 151L141 149H144L143 148ZM2 147H4V148H2ZM44 147V148H43ZM62 148V150H61V148ZM69 147V146H68ZM67 147V148H68ZM74 147V148H73ZM93 147V146H92ZM129 147V148H128ZM133 147V148H132ZM169 147H168V149H169ZM250 147V148H249ZM259 147V146H258ZM37 148V149H36ZM43 149V151H42V149ZM52 148H54V146L52 147ZM56 148V147H55ZM55 148H54V150H55ZM73 148V149H72ZM87 148V147H86ZM108 148H112V149H108ZM116 148V151L114 150ZM146 148H147V150H146ZM27 149V150H26ZM72 149V150H71ZM75 149L77 150V152H75ZM97 149V148H96ZM107 149V150H106ZM255 149V150H256ZM3 150V151H2ZM34 150V151H33ZM45 150H47V151H45ZM54 150H53V152H54ZM88 150V149H87ZM91 150V149H90ZM109 150V151H108ZM130 150V151H129ZM36 151V152H35ZM43 152V153H41V152ZM52 151V149H50V152ZM59 151H61V154H60V152ZM94 151V150H93ZM96 151V150H95ZM107 151V153H105ZM113 151V152H112ZM115 151V152H114ZM131 151H133V153H135L134 155H136V157L135 156H131V155H133V153H131ZM135 151H137V152H135ZM39 152V153H38ZM49 152V151H48ZM120 152V153H119ZM125 152V153H124ZM138 152H140V155H139V153ZM146 152H147V155H146ZM46 153V154H45ZM78 153V154H77ZM90 153V154H89ZM118 153H119V156L121 155V156H123V159H127V160H123L122 158H121V156L119 157L118 156ZM27 154V155H26ZM44 154H45V156H44ZM53 154V153H52ZM126 154V155H125ZM128 154V155H127ZM3 155H4V157H3ZM14 155V156H13ZM28 155H30V156H28ZM39 155V156H38ZM40 155H42V156H40ZM58 155L60 156L59 157V160H63L62 162L61 161H59V160H55V159H58L57 157H58ZM91 155V156H90ZM92 155L94 156V158H92ZM108 155H109V158H108ZM138 155H139V157H138ZM144 155H146V156H144ZM16 156V157H15ZM20 156V157H19ZM63 156V157H62ZM66 156H68L67 157V160H70V161H72L71 163H70V161H67L66 160ZM89 156L93 159H91V160H89L88 162H87V159H89ZM112 156L114 157L113 159H111L112 158ZM117 156V157H116ZM125 156V157H124ZM129 156V157H128ZM132 158H131V157ZM148 156H150V157H148ZM18 157V158H17ZM37 157H38V159L40 158L41 160H38L37 159ZM44 157V158H43ZM54 157V158H53ZM56 157V158H55ZM72 159H74V160H71L70 158ZM78 157V158H77ZM99 157H100V159H99ZM117 159H116V158ZM119 157V158H118ZM134 157V158H133ZM138 157V158H137ZM147 157V158H146ZM5 160H7V161H5ZM13 159V160H11V159ZM50 160V161H48V159ZM54 160H53V159ZM77 160H76V159ZM83 158H85V159H83ZM102 158V159H101ZM120 158H121V161L123 162L122 164L121 163H119V161H120ZM136 158V159H135ZM141 158V159H140ZM9 159V160H8ZM25 159V160H24ZM31 159V160H30ZM34 159V160H33ZM83 159V160H82ZM105 161H104V160ZM132 159V160H131ZM148 159H150L151 161L149 162V160ZM22 160H23V163H22ZM53 160V161H52ZM64 160H66V161H64ZM128 160H129V162H128ZM148 160V161H147ZM11 161H13V162H11ZM46 161V162H45ZM52 161V162H51ZM56 161V163H55V165H53L54 164V162ZM73 161H75V162H73ZM91 161V162H90ZM94 161H96L95 163H93ZM118 161V162H117ZM120 161V162H121ZM127 161V162H126ZM14 162H16V163H14ZM25 162H26V164H25ZM37 162V163H36ZM44 162H45V164H44ZM49 164H48V163ZM60 162L61 163H65L66 162V164H63V168H61L62 167V165H60ZM68 162V163H67ZM98 162H101V164L99 163L98 164ZM103 162V163H102ZM118 163V164H116V163ZM6 163V164H5ZM19 163H22V165L20 166L19 165ZM34 163V164H33ZM70 163V164H69ZM74 163V164H73ZM105 163V164H104ZM106 163L107 164H109V165H106ZM128 163V166L129 167H127V164ZM136 166H134L133 164ZM137 163H139L138 165H137ZM5 164V165H4ZM15 164V165H14ZM42 164H44V166L42 165ZM51 164V165H50ZM59 166H58V165ZM69 164V165H68ZM117 166V167H115V165ZM121 164V165H120ZM142 164V165H141ZM144 164V165H143ZM146 164V165H145ZM148 164V165H147ZM40 165V166H39ZM65 165V166H64ZM87 167H86V166ZM90 165V166H89ZM95 165V166H94ZM97 165V166H96ZM104 165H106V166H108L107 168H104L105 169V173H103V175L104 176H102L99 172H97L98 174H99V176H98V174H97V176L96 177H98V179L96 180V181H94L96 178L94 177L96 174L94 173V168L96 169V168H98L96 171H99V169H101V167H104ZM114 165V166H113ZM141 165V166H140ZM6 168H5V167ZM23 166V167H22ZM25 166V167H24ZM29 167V169L27 168V167ZM38 166V167H37ZM46 166V167H45ZM50 166H53V167H50ZM56 166V167H55ZM58 166V167H57ZM61 166V167H60ZM68 166V167H67ZM73 166V167H72ZM81 166H83V167H81ZM93 168H92V167ZM100 166V167H99ZM105 166V167H106ZM119 166V167H118ZM123 166H125L123 169H120V168H122ZM137 166H138V168H137ZM144 167V169H143V167ZM145 166H147V167H145ZM12 167V168H11ZM14 167L16 168V172H15V170H14ZM37 167V168H36ZM47 167H48V169H47ZM67 168V172H68V176H67V173H66V168ZM79 167H80V169H79ZM132 167V168H131ZM142 169H141V168ZM4 168V169H3ZM24 168V169H23ZM36 168V169H35ZM40 168H41V170H40ZM44 168V169H43ZM50 168V169H49ZM52 168H53V170H52ZM74 170H73V169ZM90 168H92L93 169V172H92V169L90 170ZM113 168H114V170L117 168V169H119V171L116 169V171H114L113 170ZM32 170V171H29V173H28V170ZM34 169V170H33ZM75 169H76V171H75ZM87 169H89L90 171H88ZM104 169H101V171H104ZM124 169H126L127 171H129L130 169V171L129 172H127L126 170H124ZM19 172H18V171ZM22 170H24V171H22ZM36 170V171H35ZM38 170H39V172H38ZM45 170V171H44ZM47 170V171H46ZM78 170V171H77ZM87 170V171H86ZM108 170V171H107ZM111 170H113V171H111ZM123 170V171H122ZM21 171V172H20ZM35 171V172H34ZM41 171V172H40ZM48 171H49V173H48ZM73 171V172H72ZM121 171H122V173H121ZM14 172V173H13ZM56 172H58V175H56ZM61 172H64V173H61ZM82 172V173H81ZM87 172V173H86ZM92 172V173H91ZM112 172V173H111ZM115 172H117V173H115ZM36 173V174H35ZM39 173V174H38ZM61 173V174H60ZM70 173V174H69ZM83 173H84V183L82 182V181H80V178L82 177V179H83ZM86 173V174H85ZM115 173V174H114ZM119 173V174H118ZM121 173V174H120ZM11 176H10V175ZM38 174V175H37ZM47 174V175H46ZM62 174H65L67 177L65 178L64 176H62ZM71 174L73 175V176H71ZM74 174H76V175H74ZM95 174V175H94ZM113 174V175H112ZM119 176H118V175ZM17 175V176H16ZM41 175V176H40ZM53 175H56L55 176V179H54V176ZM80 175V176H79ZM121 175V176H120ZM8 176V177H7ZM20 176V177H19ZM46 176V177H45ZM63 177L64 179H63V181H64V183L62 182V180L60 181L59 180V177ZM70 176V177H69ZM75 176V177H74ZM8 179H7V178ZM25 177V178H24ZM39 177H41V178H39ZM43 177H45L46 179H47V181L49 180V181H51V184H50V182L48 183L47 181H45L46 179L45 178H43ZM57 177V178H56ZM74 177V178H73ZM90 177V178H89ZM16 178V179H15ZM21 178V179H20ZM27 178H29V180L27 179ZM43 178V179H42ZM51 180H50V179ZM53 178V179H52ZM93 178H94V180H93ZM27 179V180H26ZM34 179V180H33ZM62 179V178H61ZM24 182H23V181ZM25 180H26V182H25ZM41 182H40V181ZM43 180V181H42ZM77 180V181H76ZM78 180H79V182H78ZM88 180V181H87ZM29 181V182H28ZM34 183H32V182ZM56 181V182H55ZM60 181V182H59ZM93 181H94V183L95 184H93ZM28 182V183H27ZM38 182V183H37ZM44 182V183H43ZM82 182V183H81ZM88 182V183H87ZM97 182V183H96ZM6 183H8V184H6ZM25 183V184H24ZM31 183V184H30ZM35 183H36V186H35ZM54 183V184H53ZM56 183V184H55ZM62 185H61V184ZM67 183H69V185H67ZM79 183H81L80 185H83L84 187H81L80 185H79ZM6 184V185H5ZM14 184V185H13ZM28 184V185H27ZM46 184H48L49 185V187H48V185H46ZM66 184V185H65ZM52 185H53V187H52ZM65 185V186H64ZM91 185H92V187H91ZM3 188H2V187ZM45 186H47V187H45ZM56 186V187H55ZM58 186V187H57ZM62 186H64V187H62ZM34 187H45L44 188V190H43V188H42V190L41 189H36V188H34ZM51 187V188H50ZM52 188H54V189H52ZM68 188V189H67ZM80 188V189H79ZM4 189V190H3ZM35 191H37V193L36 192H34V190ZM51 189V191H49ZM18 190H20L19 192H18ZM45 190H47L46 192H48V193H46V192H43L44 193V195L46 196V194H47V197L45 198L43 195V197L41 196V194H42V191H45ZM75 190V191H74ZM53 191V192H52ZM22 192V193H21ZM2 193V194H1ZM5 193H6V195H5ZM35 193V194H34ZM41 193V194H40ZM144 193V192H143ZM24 194V195H23ZM38 195V196H37ZM51 195V196H50ZM37 196V197H36ZM58 196V197H57ZM64 196V203L61 201V199H62V197ZM65 196H68V197H65ZM22 197H24V198H22ZM55 197H57V200H59V201H57L56 200V202L57 203H55L54 204V209H53V211L52 212H49V211H51L52 209H51V205H50V203L52 204V203H54V202H52L51 200L52 199H54ZM61 197V199H58V198H60ZM67 198V199H66ZM4 200V202L3 201H1V200ZM6 199V200H5ZM37 199V200H36ZM47 199V200H46ZM56 199V198H55ZM54 199V200H55ZM62 203H61V202ZM47 202V203H46ZM58 202H60V203H58ZM41 203V204H40ZM45 204V207H44V205L43 204ZM11 205V206H10ZM63 205L66 207V209H65V207H63ZM68 205H70L69 207H68ZM0 206H1V203H0ZM56 206V207H55ZM103 206V207H102ZM106 206V208L104 209V207ZM5 208V209H4ZM39 208V209H38ZM62 208V209H61ZM51 209V210H50ZM7 211V212H5L4 213V211ZM13 210V211H12ZM60 212H59V211ZM123 210V211H122ZM142 210V211H141ZM16 211V212H15ZM18 211V212H17ZM13 212H15V213H13ZM54 212V213H53ZM56 212V213H55ZM58 212V213H57ZM13 213V214H12ZM16 213H19L20 215H21V217H23V219L24 218H26V219H24L25 221H22V224H19V223H21V221L20 220H23V219H21L20 217H18L19 216V214H18V216L16 215ZM49 213H51V214H49ZM7 215L8 216H10V219H13L12 217H14V222L12 221V222H10V219H9V217L7 218ZM12 216V217H11ZM4 218H6V219H3ZM15 218H17V219H15ZM53 219V220H52ZM11 223V225L10 224H8L9 222ZM6 221V222H5ZM5 222V223H4ZM8 222V223H7ZM36 223V224H35ZM168 223V222H167ZM167 223H158V224H155V225H153V226H150L148 229H147V231H146V233L149 235V236H145V237H147V238H145V237H143V239H141V242H142V244H141V247L138 249V248H136L135 250V252L133 251V253L135 254L136 252H137V256H136V260H135V262H136V264H148L149 262H146L147 260L149 261V258L147 257L148 255H147V249L148 248H153L152 246H149V245H151V244H147V243H150V241H148V240H150L154 235V237H157V239L155 238V240L158 242L157 244V246H158V249L161 251L162 250V246H163V242H164V245L165 246H168L169 244L170 245H172V244H174V242L173 241H175L176 240V242H178L177 241V238L175 237V232H173L172 231V225H171V227H169V223L167 224ZM6 224H8V225H10V227L9 226H5ZM19 224V226H16V225H18ZM160 224H165L166 225V227L169 229V230H167L169 233H165V234H167V235H165L164 234V232H163V230L165 231L167 228L166 227H164L163 228V226H160ZM15 225V226H14ZM142 225L144 226V227H146V223H142ZM164 225V226H165ZM168 225V226H167ZM3 226H5L4 228H3ZM6 227H8V228H10L9 229V231H8V235H6L7 234V232H6V230L5 229H7ZM15 227V228H14ZM153 227H154V229H153ZM162 227V230L160 229ZM13 228V229H12ZM17 228V229H16ZM166 228V229H165ZM119 229H120V231H119ZM122 229V230H121ZM159 229V230H158ZM1 230V229H0ZM8 230V229H7ZM170 230L172 231L171 232V234H170ZM14 231H15V234L14 235H11V234H13L14 233ZM125 231V232H124ZM150 231V232H149ZM160 231H162V233L160 232ZM118 232H119V236H117V234H118ZM123 232H124V234H123ZM157 232H159V233H157ZM11 233V234H10ZM29 233V234H28ZM126 233V234H125ZM150 233V234H149ZM173 233V234H172ZM32 234V235H31ZM40 234V235H39ZM164 234V235H163ZM2 235H4V237H2ZM39 235V236H38ZM123 235V236H122ZM125 235H127V237H125ZM152 235V236H151ZM157 235V236H156ZM176 235H178V233H176ZM185 235V234H184ZM7 236V237H6ZM11 236H16V238L14 237V238H11ZM30 236V237H29ZM151 236V237H150ZM162 236V237H161ZM22 237V238H21ZM116 237H117V239H116ZM123 237V238H122ZM125 237V238H124ZM129 237H132V239L131 238H129ZM159 237V238H158ZM169 237V238H168ZM44 238V239H43ZM150 238V239H149ZM164 238H168L169 240H167V239H164ZM172 238V239H171ZM175 238V240H173ZM29 239V240H28ZM115 239V240H114ZM122 239V240H121ZM145 239V240H144ZM154 239V238H153ZM153 239H152V241H153ZM6 240H7V242H6ZM12 240H15V241H12ZM41 240V241H40ZM114 240V241H113ZM122 242H121V241ZM128 241L127 243L125 242V241ZM132 240V241H131ZM160 240H163V242L162 241H160ZM23 241H24V243H23ZM40 241V242H39ZM119 241H120V243H119ZM133 242V243H131V242ZM167 241V242H166ZM9 242V243H8ZM116 244H114V243ZM117 242V243H116ZM125 242V243H124ZM130 242V243H129ZM155 242V241H154ZM168 242H170V243H168ZM7 243V244H6ZM124 243V244H123ZM39 244V245H38ZM110 244H112V245H110ZM119 244V245H118ZM121 244V245H120ZM123 244V245H122ZM129 244H131V245H129ZM147 244V245H146ZM56 245H59L58 247H56ZM109 245H110V247L112 248L113 247V245H114V249L112 248V250H111V248L109 247ZM118 245V246H117ZM144 245H145V249H144ZM121 246V247H120ZM107 247H109V248H107ZM117 247V248H116ZM3 248V249H2ZM57 248H59V249H57ZM115 248H116V250H117V252L119 253V255H118V253L117 252H114L113 253V251L115 250ZM120 248V249H119ZM122 248H124V249H122ZM132 248V249H131ZM154 248H155V246H154ZM157 248V247H156ZM17 249V250H16ZM104 249V250H103ZM105 249L107 250V251H105ZM128 249H130V250H128ZM143 249V250H142ZM4 250V251H3ZM103 250V251H102ZM111 250V251H110ZM123 250L125 251V253H123ZM134 250V249H133ZM154 250V249H153ZM152 250V251H153ZM102 251V252H101ZM138 251H139V253H141L142 254V258H139V253H138ZM157 252H158V250H156ZM31 252V253H30ZM106 252H107V257H108V260H107V257H106ZM110 252V253H109ZM126 252L128 253L127 255L129 256V258H128V256H126V255H123V254H126ZM111 254V255H109V254ZM115 253H117V256L115 257ZM8 256H7V255ZM114 256H113V255ZM132 254V253H131ZM151 254H152V252H151ZM17 256V257H16ZM28 256H30V257H28ZM102 256H103V258H105V260L102 258ZM110 256V257H109ZM125 256V257H124ZM112 257V258H111ZM115 257V258H114ZM124 257V259H122ZM145 257H147V259L145 258ZM14 258V259H13ZM17 258V259H16ZM94 258H96V260L94 259ZM114 258V259H113ZM117 258V259H116ZM132 258H135V256L134 257H132ZM138 258V259H137ZM10 260V261H9ZM106 260L108 261V262H106ZM109 260H111V261H109ZM116 260H117V262H116ZM134 260V259H133ZM137 260H140L141 262H139V261H137ZM20 261V262H19ZM97 261V262H96ZM101 261H102V263H101ZM104 261V262H103ZM109 262H111V263H109ZM116 262V263H115ZM133 262V261H132ZM84 263V264H85ZM13 264V263H12ZM14 264H15V262H14ZM130 264V263H129Z\"/></svg>",
	"mask_w": 264,
	"mask_h": 264
}]
</instances>
